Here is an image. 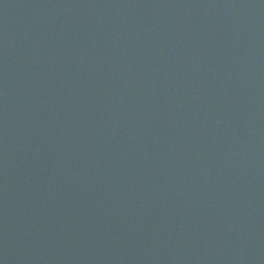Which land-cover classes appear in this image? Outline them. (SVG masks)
Segmentation results:
<instances>
[{
	"label": "water",
	"instance_id": "1",
	"mask_svg": "<svg viewBox=\"0 0 264 264\" xmlns=\"http://www.w3.org/2000/svg\"><path fill=\"white\" fill-rule=\"evenodd\" d=\"M0 264H264V0H0Z\"/></svg>",
	"mask_w": 264,
	"mask_h": 264
}]
</instances>
